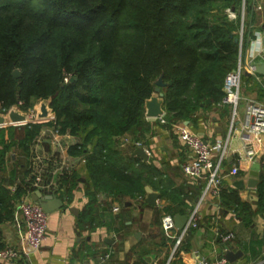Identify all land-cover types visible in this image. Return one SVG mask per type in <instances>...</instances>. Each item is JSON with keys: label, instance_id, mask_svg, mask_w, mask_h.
Here are the masks:
<instances>
[{"label": "trees", "instance_id": "obj_1", "mask_svg": "<svg viewBox=\"0 0 264 264\" xmlns=\"http://www.w3.org/2000/svg\"><path fill=\"white\" fill-rule=\"evenodd\" d=\"M240 5L241 0H0V113L49 100L53 114L48 122L0 128V224L36 189L29 181L35 166L31 146L44 126L76 140L67 151L83 159L90 184L85 216L93 211L96 190L115 198L143 197L156 170L125 156L118 139H138L152 130L145 103L160 76L166 126L221 106L225 77L239 59V18L229 20L225 10ZM12 151L20 167L17 181L14 170L3 175ZM63 177L74 180V172ZM9 185H15L13 195ZM257 193L261 200L264 177ZM218 198L245 208L224 189ZM177 261L176 252L172 264Z\"/></svg>", "mask_w": 264, "mask_h": 264}, {"label": "crops", "instance_id": "obj_2", "mask_svg": "<svg viewBox=\"0 0 264 264\" xmlns=\"http://www.w3.org/2000/svg\"><path fill=\"white\" fill-rule=\"evenodd\" d=\"M248 2L244 1L250 18L246 25L244 19L243 62L249 60L247 55L252 53V61L258 65L264 63V45L261 42L264 22L256 26L253 18L260 14L264 19V4L258 10L261 12L255 14L253 9L250 10L253 1L251 0L252 4ZM242 3L243 0L241 6ZM263 83L264 76H253L244 71L235 114L230 105H221L198 111L190 121L175 123L185 127L209 146L211 161L222 171L220 189L236 194L245 208L236 209L233 204H225L220 200L218 194L214 196L210 192L204 193L205 179L192 180L185 177L181 165L190 158L189 150L177 138L172 128L174 124L169 127L160 124L156 118L145 116L154 125L152 130L138 139L126 135L118 139V146L125 156L131 155L153 166L157 174L150 179L149 184L144 185L141 198H115L101 190L93 191V211L89 217L85 216L89 205L86 192L90 184H86L83 159L68 155V147L74 144V139L51 132L49 140L48 131L52 127L44 126L32 143H36L35 153L40 156L54 155L59 159L57 162L74 172L75 178L69 180L61 177L49 188H42L44 185L36 188L44 194H54L62 201L61 207L47 214V232L38 250L20 246L19 237L23 235L24 226L22 216L16 208L17 202L14 204L12 219L0 224V237L5 246L23 248L24 254L16 263L0 264H172L173 241L163 235L161 219L168 214L172 218L179 215L189 220L191 212L197 207V227L190 229L185 235L183 244L177 251L178 263L195 264L200 259L213 261L223 257L227 249L233 253H241L234 262L228 264H264V197L259 200L257 193V186L264 177V136H248L242 128L247 100L264 106ZM6 113L7 111L0 115ZM8 126L21 128L24 125H4L0 128ZM40 141L42 147L37 144ZM137 147L146 153V161L134 155ZM17 158L23 160L18 155ZM254 164L259 166L257 184L249 187V172L253 170ZM231 167L237 168V175H228ZM19 169L12 151L8 154L3 175L8 178L14 170V179L17 181L20 179ZM237 181H242L241 188L234 186ZM12 186H7L8 190ZM145 187L157 195L156 204L146 201L148 195ZM30 194L27 193L22 199L31 201ZM114 207L119 210L113 212ZM176 231L179 232L177 228ZM227 231L233 232L234 239L224 243L221 237ZM104 253H108L109 258L101 263L99 258Z\"/></svg>", "mask_w": 264, "mask_h": 264}, {"label": "built area", "instance_id": "obj_3", "mask_svg": "<svg viewBox=\"0 0 264 264\" xmlns=\"http://www.w3.org/2000/svg\"><path fill=\"white\" fill-rule=\"evenodd\" d=\"M244 1L242 3V14L239 18L240 26L238 31V48H239V59L236 68L229 72L224 81L223 91L224 97L221 101V105H230L233 114L236 113V108L240 100V90L242 87V74L244 71L249 75L256 76L254 74L255 64L252 61L253 55L249 53L247 57L249 60L243 62V26H244V13L245 5ZM252 7L257 10H261L262 4H257L255 6V0H252ZM225 13L229 20H235L238 16L235 15L233 10L227 9ZM250 42V41H249ZM264 45V35L261 40ZM164 115L158 116L156 119L160 124H165ZM41 122V121H36ZM173 130L179 139V141L184 144L189 150L190 158L181 165L182 172L185 177L192 180L205 179V190L204 193L210 192L212 195L216 196L220 190L223 175L219 166H215L211 161V150L209 146L198 136L190 133L185 127L181 126L179 123L173 125ZM243 132L248 136H264V106L253 101L247 100L246 111H245V121L243 124ZM140 146L139 143H136ZM32 163L33 165V175L35 188H49L55 185V182H49L47 184H40V174L44 172L46 163L50 161L49 156H40L33 152ZM249 159H252L250 157ZM71 169L68 166L61 164L59 168L54 172L53 176L57 178L62 177L65 174H70ZM238 174L236 167H231L228 171V175L235 176ZM40 190V189H36ZM41 191V190H40ZM9 192L13 195L16 192L15 186L9 188ZM16 208L22 216L24 232L23 235L19 237V244L21 247L29 246L32 250H38L45 238L47 232V214L38 206L35 202L26 199H20ZM198 208V207H197ZM195 208L189 217L188 222L179 232L176 231V227L172 216L165 214L161 219V227L163 235L166 239L173 241L172 255L175 254L183 244L185 235L190 229L197 227L199 220L198 209ZM118 207L112 209L113 212H117ZM234 239V234L231 231H227L221 237L222 242L229 243ZM24 254L23 248H15L12 246H5L0 250V262L16 263L19 261ZM109 254L104 253L100 256L99 260L104 263L108 260ZM195 264H228L224 257H220L213 261H208L205 259H200Z\"/></svg>", "mask_w": 264, "mask_h": 264}, {"label": "water", "instance_id": "obj_4", "mask_svg": "<svg viewBox=\"0 0 264 264\" xmlns=\"http://www.w3.org/2000/svg\"><path fill=\"white\" fill-rule=\"evenodd\" d=\"M234 42L237 43L238 40L234 39ZM255 75L264 76V63L255 65L254 68ZM13 77H18V70H14L12 72ZM156 87L154 88V93L145 103V116L147 118H157L160 115H163V94L161 92V87H163L162 77L160 76L158 80L155 82ZM51 109L49 108V100H42L39 104L38 111L35 114L36 121H43L52 117L50 114ZM52 113V112H51ZM27 118L24 112H22L18 107L10 108L5 115H0V126L4 125H13L19 123H26ZM74 143L76 141L74 140ZM134 155L142 158L143 160H147V155L144 150L140 147L135 148ZM253 170L249 172L251 178L248 180V186L254 187L257 184L256 177L258 175L257 170L259 169L258 164H254L252 166ZM234 186L241 188L243 186L242 181H237L234 183ZM145 191L147 192L146 201L150 204H156L155 201L157 199V195L153 194L148 187H145ZM31 201L35 202L40 208L46 213H50L53 210L62 206V201L58 199L54 194H44L40 190H34L30 194ZM186 217H181L179 215L173 218L175 227L181 231L187 222ZM26 249L32 250L29 246H25ZM241 255L240 252L233 253L229 250H225L224 258L227 262L232 263L234 260Z\"/></svg>", "mask_w": 264, "mask_h": 264}, {"label": "rangeland", "instance_id": "obj_5", "mask_svg": "<svg viewBox=\"0 0 264 264\" xmlns=\"http://www.w3.org/2000/svg\"><path fill=\"white\" fill-rule=\"evenodd\" d=\"M249 1V2H248ZM246 2H248V3H251V0H246ZM259 3L260 5L264 2V0H255V3ZM252 4V3H251ZM250 5V4H249ZM255 6H257V4H255ZM264 7V6H263ZM251 9H253V12H256L255 14H257L258 12H261V11H258L256 8H251ZM262 9V8H261ZM245 11V15H244V19H245V25H246V22L248 21V19L250 18L249 17V14H248V10H247V6H246V10H244ZM263 11V10H262ZM235 13V15L236 16H238V18H240L241 17V14H242V6L240 5L239 6V9L237 10V11H235L234 12ZM254 17H256V18H253V21H254V24H256V26H258L260 23H262V22H264V19H263V17H260V14L259 15H254ZM239 31V30H238ZM238 31H237V33H238ZM67 81V80H66ZM40 102L41 101H36V102H34L33 103V105L31 106V108H29V109H27V110H25V111H23L24 112V114L26 115V118H27V122L26 123H22L23 125H26V124H28V123H30V122H36L35 121V114H36V112L38 111V107H39V104H40ZM12 107H16L15 105L14 106H12ZM11 107V108H12ZM10 109V108H9ZM8 109V110H9ZM50 114H52L51 113V111H50ZM51 119H53V114H52V117L51 118H49V119H46V120H44V121H41V122H48V121H50ZM19 124H21V123H19ZM49 133H48V138H49V140L51 139L50 138V134H51V132H53L54 134H57V132L55 131V129L54 128H52V129H50V131H48ZM45 138H47V136H44ZM36 144V143H35ZM35 144L34 145H32V148H33V152H35ZM38 145H39V147L42 145L41 144V141L39 142V143H37ZM43 146V145H42ZM41 146V147H42ZM37 155H39V154H37ZM34 158V157H33ZM49 159H50V161H48L47 163H46V167H45V170H44V172L43 173H41L39 176H40V184L42 183V184H47V183H49V182H55V181H57L56 179H57V177L56 176H53V174H54V172L57 170V168H59L60 166H61V164H60V162H57V160H59V159H57V157H55L54 155H51V156H49ZM63 177V176H62ZM61 178V177H60ZM30 182H31V184H34V182H33V180H29Z\"/></svg>", "mask_w": 264, "mask_h": 264}]
</instances>
